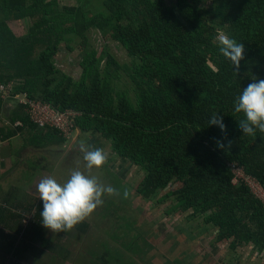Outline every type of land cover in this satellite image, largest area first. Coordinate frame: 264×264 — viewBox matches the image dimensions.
Returning <instances> with one entry per match:
<instances>
[{
	"label": "trees",
	"instance_id": "16d2710c",
	"mask_svg": "<svg viewBox=\"0 0 264 264\" xmlns=\"http://www.w3.org/2000/svg\"><path fill=\"white\" fill-rule=\"evenodd\" d=\"M79 1L70 6L59 0H0V86L20 81L11 100L24 95L58 112L78 114L76 131L100 134L118 157L145 172L140 196L152 201L181 183L159 198L172 200L168 214L190 213L218 229V240H230L232 249L252 245L264 254V203L246 182L236 185L234 167H244L264 186V134L243 135L238 127L243 115L234 110L252 79H264V0H213L211 5L207 0H177L175 5L94 0L95 6L92 0ZM12 21H24L26 34L16 36L8 26ZM218 28L245 46L238 75L219 54ZM90 31L121 44L130 62L122 64L106 48L99 55ZM63 44L71 52L76 44L81 52L78 80L56 65ZM8 101L0 96V120ZM213 113L223 117L225 134L209 126ZM7 120L8 126L0 122V145L17 136L23 147L34 150L68 142L59 131L33 126L23 106ZM218 140L232 141L231 149L218 148ZM36 198L2 197L0 226L15 233L9 236L14 239L7 250L10 255L14 249L9 264H22L28 253L34 263L47 264L39 256L59 248L44 237L42 201L39 194ZM99 259L101 264H128L119 257Z\"/></svg>",
	"mask_w": 264,
	"mask_h": 264
},
{
	"label": "rangeland",
	"instance_id": "374dc122",
	"mask_svg": "<svg viewBox=\"0 0 264 264\" xmlns=\"http://www.w3.org/2000/svg\"><path fill=\"white\" fill-rule=\"evenodd\" d=\"M59 1L62 5L70 6H77L80 3L79 0ZM168 2L175 5L177 0H168ZM212 2L213 0H207L208 5H211ZM95 3L96 1L92 0L93 6ZM90 10L94 12L92 7ZM8 26L18 37L26 34L27 24L24 21H12ZM89 38L99 55L106 48L122 64L130 62L128 52L118 42L103 38L98 31H90ZM73 47L76 50L71 52L63 44L55 62L61 70L78 80L82 73L80 67L82 56L76 44ZM17 83L20 81L8 86L10 92L14 91ZM10 101L16 105L19 103L18 99ZM23 102L21 100V103ZM7 117L9 115L5 109L0 120L2 125H9ZM16 142V146H10L9 142L0 145V169L3 174L0 177V206H5L2 197L6 193L18 197L25 196L27 200L37 199V185L40 181L34 183L35 181H30L33 178L31 177L28 182L26 181L28 177L20 176L21 170H25V168L19 167L18 169L16 165L22 158L28 161L36 159L29 163L31 170L47 166L49 167L47 177L53 176L58 182L63 183L69 178L72 169L84 170L82 154L79 151L81 143L104 149L108 159L100 170L99 178L104 184L112 185L121 193L119 197L105 196L103 205L72 231L52 233L44 229L45 239L59 245V248L54 252L46 250V255L39 256V260L44 263H54L52 258H55L54 264H91V262L92 264H101L99 257L106 256L108 259L119 257L128 264H264V254L258 255L252 245L232 249L230 240L219 241V230L212 225H206L202 218L196 219L191 217L190 213L184 212L168 214L172 200L160 202L159 198L170 191L180 189L181 183H176L167 191L160 192L161 197L152 201L140 196L137 189L145 177V172L129 160L118 157L113 152L111 142L100 134L84 135L80 131H76L73 134V139L68 140L64 146H52L50 150L42 152L25 151L21 147L24 145L21 138H17ZM39 155H46L47 162L43 161V157H39ZM63 157H65L63 161L58 160ZM58 164L60 166L57 171H50V168L53 170L52 166L56 169ZM236 174L237 179L246 181L255 196L264 203L263 192L257 184L251 182L250 177L246 176V174L249 175L247 171L245 174L242 170H236ZM235 183L237 185L242 181ZM124 191L129 193L126 199L123 197ZM29 219L25 222L27 227L30 226ZM0 228L3 231L0 235L5 240L3 242L0 239V264H9V261L14 259V249H11L10 255L7 251L10 242L14 240L9 236L15 233L5 226H0ZM15 260L17 259L15 258ZM33 261L35 258L30 257V253H28L23 257L22 264L37 263Z\"/></svg>",
	"mask_w": 264,
	"mask_h": 264
},
{
	"label": "clouds",
	"instance_id": "9594fccd",
	"mask_svg": "<svg viewBox=\"0 0 264 264\" xmlns=\"http://www.w3.org/2000/svg\"><path fill=\"white\" fill-rule=\"evenodd\" d=\"M215 41L219 54L231 63L233 71L239 74L240 62L244 59L245 46L231 38L226 32L218 28ZM236 113L242 114L238 127L245 136H256L257 131L264 134V79L255 77L236 98L234 102ZM209 126H216L222 134L226 133L223 117L213 113ZM226 139V136H225ZM216 146L223 150L232 147V141L225 145L218 140ZM79 151L82 154L84 170L74 168L69 178L61 183L53 176L40 180L37 185L39 199L43 210L40 213L42 226L52 233L72 231L78 224L88 219L91 214L104 203V197H119L120 191L112 185L104 184L100 180V170L107 162V154L102 148H94L81 143ZM129 193L123 192L126 199Z\"/></svg>",
	"mask_w": 264,
	"mask_h": 264
},
{
	"label": "built area",
	"instance_id": "2783aa9c",
	"mask_svg": "<svg viewBox=\"0 0 264 264\" xmlns=\"http://www.w3.org/2000/svg\"><path fill=\"white\" fill-rule=\"evenodd\" d=\"M11 94L12 92L9 91L8 86L5 87L1 85L0 96L2 97V100L4 101L11 100ZM15 99H18L19 101V103L16 106L24 107V110L26 114L29 116L30 122L33 126L39 129H51V130L59 131L61 136H63L67 140L73 139V134L76 132L75 118L79 116L78 114L72 112H65V113L58 112L57 110L46 104L29 100L27 96L24 95L22 96V99H20V97H16ZM21 100L24 102L21 103ZM15 127L23 128V124L17 123ZM234 167H235V173L236 170H242L246 174L245 169L241 167L239 164L234 165ZM246 176L250 177L251 182L257 184L260 190L264 194V186H262L260 182L256 180L254 177L247 174ZM239 181L246 182L242 179L238 180L236 176L235 182H239Z\"/></svg>",
	"mask_w": 264,
	"mask_h": 264
},
{
	"label": "crops",
	"instance_id": "0c3cea01",
	"mask_svg": "<svg viewBox=\"0 0 264 264\" xmlns=\"http://www.w3.org/2000/svg\"><path fill=\"white\" fill-rule=\"evenodd\" d=\"M5 104H7V107H6V109H7V115H11L14 111H15V109L17 108V106H16V104H14V103H12V102H6ZM11 110V111H8V110ZM17 138L18 139H20L21 137L20 136H17V137H15V138H13L12 140H10V141H7V143L9 142V145L10 146H16L15 144L17 143L16 142V140H17ZM22 139V138H21ZM23 141V140H22ZM5 143V142H4ZM4 143H2L1 144V146L2 145H4ZM21 147L22 148H24L25 149V151H28V152H33L34 151V149L32 148V147H23V145H21ZM49 150L51 149V147L50 148H48ZM45 151L47 150V149H44ZM44 150H41V149H37V150H35V151H39V152H42V151H44ZM53 152H55V151H53ZM14 154V153H13ZM45 154H47V153H45ZM35 156V155H34ZM39 157H43L42 159H46L47 160V157H46V155H39ZM64 158V157H63ZM63 158L62 159H58L59 161L61 160V161H63ZM2 160V159H1ZM34 160H36V159H30L29 161L28 160H26V159H24V158H22L19 162H18V164L16 165V167L19 169V167H24L25 168V170H21V172H20V176H22L23 178L24 177H29V176H33V178L30 180V181H35L34 183H36L38 180L40 181V179H37V178H46L47 177V166H45L44 168H42L41 166L39 167V169L37 170V171H34V169L33 170H31V169H29V163H31V162H33ZM46 160H44V161H46ZM47 162V161H46ZM41 163H43V162H41ZM26 165V166H25ZM60 166V164H58V166L56 167V169H54L53 168V171L55 170V171H57ZM46 168V169H45ZM41 170V171H40ZM52 171V172H53ZM3 174H2V172H1V169H0V177L2 176ZM24 181H25V179H24ZM28 182H29V180H28Z\"/></svg>",
	"mask_w": 264,
	"mask_h": 264
},
{
	"label": "flooded vegetation",
	"instance_id": "af4514ba",
	"mask_svg": "<svg viewBox=\"0 0 264 264\" xmlns=\"http://www.w3.org/2000/svg\"><path fill=\"white\" fill-rule=\"evenodd\" d=\"M65 158V157H64ZM64 158H63V160H64Z\"/></svg>",
	"mask_w": 264,
	"mask_h": 264
}]
</instances>
